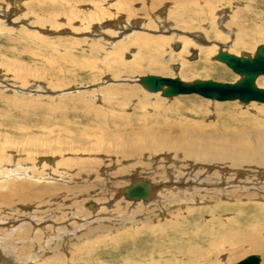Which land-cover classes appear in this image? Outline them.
Instances as JSON below:
<instances>
[{
    "label": "rangeland",
    "instance_id": "obj_1",
    "mask_svg": "<svg viewBox=\"0 0 264 264\" xmlns=\"http://www.w3.org/2000/svg\"><path fill=\"white\" fill-rule=\"evenodd\" d=\"M48 1L0 0V222L6 223L0 229V264H123L124 260H134L137 257L140 260L136 262L144 263L149 259V254L158 250H153V245H161L162 242L151 237L148 232L138 235L139 241L135 238L122 241L118 239L119 244L115 247L111 240L117 236L113 232H106L101 237L91 235V240L82 238L85 240L81 239V242L74 239L75 236L82 237L91 227H97L96 224L90 225L89 229L80 224V227L76 226L77 232H73L74 230L69 231L65 225H60L57 230L52 227V222H48L49 227L38 230L41 224L38 221L42 219L43 211L46 212L45 218L52 215L55 216L54 219H60L68 212H73L71 210L74 206L70 202L76 201L85 211H91L85 205L90 200L89 193L92 191L75 198L68 195L70 198L63 199L61 196L62 202L57 196L64 195L65 190L75 184L77 187L84 186L88 182L87 178H81L89 171L93 174H89L90 178L94 176V181H99L98 178H103L101 170H84L79 168V163L72 165L73 168L63 164L70 159L83 158L85 161L89 159L90 164L93 163V158L106 163L108 159L102 153L90 151L91 145L97 141L96 136L103 137L104 146L107 143L114 146L121 137L148 139L149 134H165L172 130L178 134L185 128L194 130L193 133L197 132L198 135L195 136L199 138L220 139L225 136L222 128L228 129V125L233 122H238V125L240 121L242 126L255 131L256 126L246 120L251 118L248 114L255 115L254 108H264V104H242L238 101L221 103L196 95L165 99L159 94L148 93L138 82L146 75L178 77L187 83L194 80H238L239 77L224 64L213 60L215 53L206 60L199 52L203 47L214 46L217 51L222 46L224 51L236 56H241L242 53L253 56L256 48L264 44V37L251 39L248 47H238L233 42L242 31L251 35V32L260 28L264 30V0H186L189 4L184 0H181V4L177 0H165L155 11L147 14L145 21L141 18V22L146 23H141L140 26L132 25L133 21L124 14L108 20V17L100 16L103 12L112 13L113 8L110 9V5H115V0H70L73 7L66 12L58 8L62 0ZM47 4L50 6L46 10L44 7ZM145 4L148 7L149 2L145 0ZM71 14L75 16L72 17ZM43 20L54 21L56 25L49 21L42 23ZM110 24L115 28L110 27ZM139 33L144 36L183 37L190 42V46L182 51V43L176 38L172 39V44L167 45L162 57H159V64L166 67V71L160 73L151 66L143 65H149L151 59L155 60L158 55L155 51L146 57L147 61L139 60L140 50L136 44ZM253 35L255 36L254 33ZM136 45L138 48H135ZM175 46L181 50H176ZM193 53L196 54V59L191 61ZM133 55L137 56L136 62L142 66L132 72L126 67L134 62ZM172 55L180 56V62L184 63L183 71H180L179 60ZM213 70L214 72H208ZM259 78L258 85L264 88V77ZM95 116L98 118H94ZM257 117L256 121H263V116L260 120L258 119L261 116ZM258 127L261 129L264 125ZM229 131H232L231 127ZM235 133L237 132H231ZM142 161L149 162L144 159ZM117 167L122 166L119 163ZM135 169L137 170L131 176H124L132 177L141 169L140 165H136ZM139 173L138 178L145 180L142 178V175H146L143 170ZM158 175L165 177V173L161 171ZM106 193L99 192V195L109 198L113 194ZM83 197L87 199L85 202ZM112 199L118 200L114 196ZM58 200L60 203L56 202ZM59 205V210H56ZM253 206L245 207V212H248L244 215L246 218L258 214ZM172 212L175 211H166L165 215H159V219L161 217L163 221H167L166 217ZM220 214L221 211L217 215ZM197 219L191 218L189 223L196 224V227L203 226L208 218L202 217L201 221ZM107 225L109 223L104 221V226L109 229ZM130 227L135 228L132 224ZM122 231L125 233L124 230L118 231L120 237L126 235ZM165 237H162L164 246L167 241ZM168 237L173 236L169 234ZM191 242L196 241L194 239ZM21 248L24 250L20 251ZM166 250L168 254L164 257L157 254L158 258L173 262L170 248ZM250 255L260 256V264H264V253L261 252L237 254L223 264H235Z\"/></svg>",
    "mask_w": 264,
    "mask_h": 264
},
{
    "label": "bare ground",
    "instance_id": "obj_2",
    "mask_svg": "<svg viewBox=\"0 0 264 264\" xmlns=\"http://www.w3.org/2000/svg\"><path fill=\"white\" fill-rule=\"evenodd\" d=\"M146 1L149 2L148 7L145 6L146 5L145 0H115V2L117 3H115V5L112 4L110 5L111 6L110 9L113 8L112 13L103 12L102 15L100 16L103 18L108 17L106 19L108 20L110 18H114L115 16H118L119 14H124L129 20L133 21V22L131 21L132 25L140 26L141 23H146V22H141L142 20L141 18H143V20L145 21V19H147L148 16L147 14H150V12L155 11L159 7V4H163L164 3L163 1L165 0H146ZM177 1L180 2L181 4V0H177ZM190 1L192 2L193 0ZM134 2H136L137 5H135ZM184 2L186 4H189L186 0H184ZM204 3L207 5V2ZM48 4L45 5L44 7L46 8V10L48 6H50ZM52 4L54 5V3ZM60 5L58 4V8L60 9V11L63 12L64 11L66 12V10L69 11L73 7L70 0H62V3ZM183 6L185 7V9H187V6L185 5ZM58 8L56 9L55 7L56 11L60 12ZM77 10L78 9H76V11ZM40 12H42V10ZM45 12L47 13V11ZM71 15L72 17L75 16L74 14ZM145 15L146 18H144ZM54 17L56 18L57 16ZM54 17L53 19H55ZM43 21L44 22L42 23H45V21H49V23H53V25H56L54 24V21L51 20H43ZM82 21L84 22V20ZM82 21L81 23H83ZM38 22L40 21L38 20ZM161 24L163 23L161 22ZM146 25H148V23ZM109 26L114 27L113 24H110ZM187 26L188 25H186V27ZM260 29L255 30L253 32L255 36L253 35L252 32L251 35L250 33L248 35V33L244 31L240 32V34L237 35V38L234 40L233 45L238 47H248L251 44V39L255 37H262V38L264 37V30H260ZM126 37L127 36H125V38ZM197 37L200 38L199 36ZM127 38H129V35ZM174 38H176V40L182 43V51H185V49H188V46H190V42L186 38L179 36L178 37L175 36ZM174 38L164 37V36L157 37L151 35L144 36L140 34V36L136 40L137 41L136 44L139 45V50H140V54L138 53L140 55L138 57L139 60L146 59V57L149 54H151L152 51H155L156 55L158 54L157 57H155V60L151 59L149 65H147L148 63H145L143 65L147 67L151 66V68H153L155 71L164 73V71H166L165 70L166 67H164L163 64H159V57H162V53L166 49L167 45H169L170 43L172 44V41L175 40ZM200 39L203 40L204 38L201 37ZM118 41L120 42V40ZM195 41L197 40L195 39ZM198 42L199 41H197V43ZM135 48H138V46L136 45ZM194 48H196L195 45ZM175 49L181 50L180 47L178 46H175ZM219 49L224 51L222 46H219L218 50ZM218 50L216 51L214 46L203 47L201 51L199 50L200 51L199 54L203 55L202 57H204L207 60L208 57H210L211 55L213 56V54L215 53L213 57V60H215V56L217 55ZM174 54L176 55V53ZM195 55L196 54L193 53V56L191 57V61L196 59ZM112 56L114 55L112 54ZM169 57L171 58V56ZM179 57H180L179 55H177L176 57L174 56L176 60H179L178 62H179L180 71H183L182 68L184 67V63L180 62L182 60H180ZM115 58H116V54H115ZM133 59L134 62L131 61L132 63H130L129 66L127 67L125 66L128 70L130 71L132 70V72L134 71V69L138 70L139 69L138 67L142 66L136 62L137 59L136 55L135 56L133 55ZM147 60L148 58L145 61ZM154 61L155 63H153ZM116 62L117 61L115 60V63ZM127 72L128 71H126V73ZM208 72H214V70ZM258 78L256 81H257V86L259 87L258 80L260 78L259 79ZM140 80L141 78L139 79L138 82L139 85H141ZM151 94H159L161 96L160 92L151 93ZM176 97H172V98H176ZM172 98H165V99H172ZM254 109H255L254 112H256L254 113L255 115L254 116L252 115L253 116L252 117L251 115L248 114V117L250 116L251 118H255L257 116L259 117L260 115L261 117L258 120L262 119V116L264 117V108L256 107ZM94 118L97 119L98 116H95ZM251 118L246 121L251 122L256 126L255 131L249 129L248 127L246 128L245 126H242L240 124L241 121L238 125H236L238 122L237 123L233 122L232 124L228 125V129L222 128V130L225 131V136L221 137L220 139L213 137L199 138L195 136L198 135L197 132L193 133L194 130L190 131L187 128L185 129L182 128L183 130H181V133L178 134H176L174 130L172 131L167 130V132L169 131V133L165 132V134L164 133H159V134L154 133L152 135L149 134L147 136L149 137L148 139L145 137V135H143V137H145L146 139H141L138 137H132L127 139L121 137L116 140L114 146L110 145V143H107V145L109 146L107 145L104 146L103 141L105 140L103 139V137L96 136L97 141L93 143V145H91L90 151L92 153H97V152L100 154L102 153V155H104V157H107L106 159H108L106 163H104V161L102 162L100 160H94L93 158L92 159L93 163L90 164L88 162L89 159H87L86 157L87 159L86 161L84 158L83 160L70 159V161L67 160L63 165L72 167V165L74 164L77 165L79 163L81 167L79 166L78 167L84 170L94 169V172L101 170L100 174H102L103 178H98L100 179L99 181H94V176L90 178V175H93L90 174V172L92 171L85 173V175L87 174L86 176H84L81 173L83 175L81 180L83 178L85 179L87 178L86 181H88L85 182L84 186L79 185L77 187V184H75L73 187H68L69 189L65 190L64 195L61 194L57 196L59 197V199L61 196L63 197V199L70 198L68 195L72 196V198H75L77 196L78 197L82 196L84 193H88L92 191L91 193H89L91 198L90 200L87 201L85 205V207L89 206V208H91V211L90 212L85 211V208L83 209L78 201H76V203L70 202L71 206H74L72 207L73 210H71L73 212H68L67 215L61 217L60 219H54L53 217L55 216L52 215H49L48 217L45 218L46 212L43 211V215L41 216L42 219L38 221V223H41L39 228L37 227L38 230L44 229L47 226L49 227L48 222H52L54 224V226L52 225V227L57 228V230H59L58 228L60 227V225H65V227L68 228L69 231L74 230L73 232H77L78 228L76 226L80 227V224H82L83 226L86 225L88 229L89 227L93 226L92 224H96L97 227L94 228L91 227L89 230L86 231L87 233H84V235H82V237L79 238L77 237L78 238L77 239L75 236L74 239L79 240L81 242L82 238H88V240H91L90 239L91 235L93 237L94 236L101 237L107 234L106 232L109 233L113 232L117 237L115 236L116 238L111 241L113 242V245L116 247V245L119 244V241H117L118 239H120L121 241L124 239H132V238L137 239L138 235L142 233L145 234L146 232H148L151 237L157 238L158 240L162 241L161 245L160 243L159 245L157 243L153 245V250L154 249L156 250L158 249V250L152 252V254H149L148 257L149 259L146 262L144 263H141V261L136 262L140 260L138 259L139 257H137L134 260H132V258L131 259L126 258L127 260H124L122 262L123 264H223L227 261L229 262L237 254L260 253V252L264 253V127H262L261 129H259L258 127L259 125L261 126L264 125V118L263 121H256V118L255 120L254 119L251 120ZM229 127L232 128L233 132L235 131L237 133L231 134L232 131H229ZM167 128L169 127L167 126ZM187 132H189V134H187ZM68 151H70V149ZM81 154H85V153H81ZM90 156L92 157V154ZM143 159L149 162L145 163L142 161ZM119 163L122 166L121 168L117 167V164ZM135 164L140 165L141 169L138 172L134 173L132 177L130 178L129 176L125 177L124 175H130L134 170H137L135 169L136 167ZM142 170L143 173L146 174V175H142V178H144L145 180H140L138 178L139 177L138 174H140L139 172H141ZM56 171L54 173H56ZM160 171L161 173L162 172L165 173V177H160L158 175ZM75 173H77V171ZM103 182L105 183V185H103ZM141 182L147 184V190L149 192L148 198L139 199V200L127 199L125 196L127 189ZM106 190L108 193H106ZM99 192H103V193L105 192L106 194H111V192H113L114 195L111 194L109 198H105L102 196V194L99 195ZM95 196L98 197L94 198ZM113 196L116 199L118 198V200L117 201L113 200L112 199ZM63 199L62 200L60 199L61 202L63 201ZM86 200L84 198L83 201L85 202ZM56 202H59V200ZM250 205L255 206L256 210H258L257 212L258 214H256V216L253 214L251 217L247 216L248 218H246L244 215H247L248 212H245V207L249 208ZM60 206L61 205H59L58 208L56 206V210H59ZM81 209H83L84 211H81ZM169 210L171 211L173 210L175 212L170 213L166 217L165 220L168 219L167 221H163L161 217L159 219V215L161 216L163 214L165 215V212ZM219 211H221V214L217 215ZM202 217L208 218L206 221H204L205 224L203 226L197 224L198 226L196 227V224L193 225V223H189V221H191V218L192 219L198 218L197 220H200ZM104 221L105 223H109V225H107L109 229H107L106 226H104ZM5 224L6 223L0 222V226ZM131 224L135 228L130 227ZM7 225H9V227H12L10 223H8ZM13 226L17 227L15 225ZM190 227H192V230H190ZM3 228L4 227L2 226L0 227V229ZM121 230H124L125 233L123 231L122 232L126 234L123 237H120L119 235ZM160 232H162V234ZM169 234H171L173 237L169 238L168 237ZM52 235L56 236L57 234H52ZM72 235L74 236V233ZM162 237H165L167 240L165 246L163 245L164 239ZM194 239L196 242L192 243L191 241H194ZM167 248H170L171 250L170 254L171 256L174 257L173 262L168 261L165 258L162 259L158 258L157 254L161 255L159 257H164L166 254H168V251L166 250ZM23 250H24L23 248L20 249V251ZM131 255L133 256V251ZM250 256H255V255H250ZM250 256H247L246 258ZM258 257H259L258 264H260L261 259L260 256ZM244 259H242L241 261H243ZM132 261H134V263ZM241 261L235 264H238Z\"/></svg>",
    "mask_w": 264,
    "mask_h": 264
},
{
    "label": "water",
    "instance_id": "obj_3",
    "mask_svg": "<svg viewBox=\"0 0 264 264\" xmlns=\"http://www.w3.org/2000/svg\"><path fill=\"white\" fill-rule=\"evenodd\" d=\"M177 48V47H176ZM215 60L224 64L239 78L234 82H218L214 80H194L191 83L178 77L143 76L142 87L150 93L160 92L164 98L196 95L216 102L239 101L242 104L257 102L264 104V88L256 85L258 77H264V44L259 45L253 56L242 53L241 56L218 50ZM127 199H147V184L141 182L128 188ZM258 256H250L238 264H258Z\"/></svg>",
    "mask_w": 264,
    "mask_h": 264
}]
</instances>
